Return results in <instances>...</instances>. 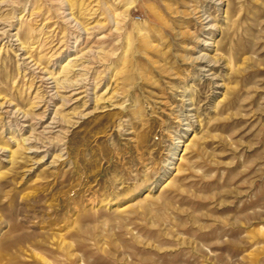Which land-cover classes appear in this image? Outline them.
<instances>
[{
	"label": "rangeland",
	"instance_id": "374dc122",
	"mask_svg": "<svg viewBox=\"0 0 264 264\" xmlns=\"http://www.w3.org/2000/svg\"><path fill=\"white\" fill-rule=\"evenodd\" d=\"M0 264H264V0H0Z\"/></svg>",
	"mask_w": 264,
	"mask_h": 264
}]
</instances>
